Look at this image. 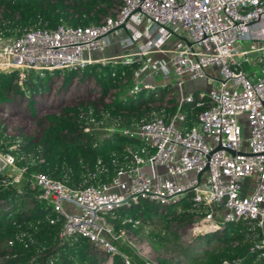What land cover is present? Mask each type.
Masks as SVG:
<instances>
[{"label":"built area","instance_id":"1","mask_svg":"<svg viewBox=\"0 0 264 264\" xmlns=\"http://www.w3.org/2000/svg\"><path fill=\"white\" fill-rule=\"evenodd\" d=\"M112 8L99 21L86 25L31 26L18 34H5L0 27V70H14L13 80L22 88L31 70L42 74L44 70L77 68L99 61L90 51L107 43L117 27L128 32L118 38L120 46L135 44L131 54L138 59L162 51L160 42L170 35L182 34L184 40L164 48L166 55L153 62L142 61L161 77L158 86L169 90L159 102L161 110L140 117L132 125L104 126L105 135L132 136L143 144L137 148L124 145L130 162L120 165L108 180L71 185L39 170L27 171V164L15 161L9 143L0 146L1 181L18 183L26 173L29 187L36 188L38 196L61 217L58 239L82 236L103 256L102 264H117L113 261L115 253L120 255L121 264H157L150 240L132 227H114L107 217L110 211L140 198L164 204L186 195L206 207L187 226L195 232L240 220L253 221L259 228V234L249 238V258H221L217 264H264V75H249L236 57L247 59L252 50H258L259 57L264 55V0H114ZM141 16L148 28L133 23ZM120 23L124 26H118ZM140 37L143 42H136ZM243 38L251 40L248 48L241 47ZM254 40L262 43L255 45ZM122 58L123 63L129 60L127 54ZM211 67L216 74L209 72ZM214 75L215 86L180 95L174 99L175 109L164 112L172 98L168 94H174L169 78H176L180 85L185 79H212ZM142 84L129 86L128 95L142 87H153L149 82ZM109 94L104 101L111 100ZM184 102H190L191 107L202 106L190 125H186L185 112L180 109ZM87 106V113L78 111L86 121L79 124L82 130L100 124ZM242 119L246 128L240 123ZM2 141L6 142L0 137ZM217 144L219 148H214ZM36 158L42 159L40 154ZM102 169L97 160L88 176L94 178ZM118 243L142 262L133 261Z\"/></svg>","mask_w":264,"mask_h":264},{"label":"trees","instance_id":"2","mask_svg":"<svg viewBox=\"0 0 264 264\" xmlns=\"http://www.w3.org/2000/svg\"><path fill=\"white\" fill-rule=\"evenodd\" d=\"M113 1L0 0V27L5 34H18L31 26L54 27L58 23H95L110 12ZM261 59L264 60V55ZM130 66V63L110 60L85 64L81 76L94 74L100 94L92 101L65 105L56 113L39 117V135L24 136L18 144L10 148L16 157L15 161L18 164H27V171L39 170L71 185L86 184L95 179L106 181L116 173L120 165L129 164L130 156L124 145L137 148L143 141L118 133L105 135L104 126L111 123L132 125L152 111L159 112L161 105L155 101L162 100L165 92V87L161 86H157L161 89L160 92H157V87H151L150 90L142 87L128 97L117 95L109 101H104L103 98L110 88L118 87L119 90L122 87V78L127 77ZM58 70L60 69L55 68L44 72ZM75 72L72 67L64 69L63 82L66 83ZM43 73L29 71L26 82L28 81L32 89L42 87ZM14 75V70H0V104L9 100L11 94L20 91L19 85L12 81ZM168 102L170 105L163 109L165 113L172 112L176 107L174 99L171 98ZM87 105L91 106V114L95 119H100V124L98 127L91 124L88 130H82L79 124H85L86 121L78 115V111L82 109L87 113ZM201 107H191L190 102L180 105V109L185 112L186 125L194 123L195 114ZM31 109L33 110L32 107ZM3 132L0 125V137L4 139ZM9 143L2 141L0 146ZM37 154H40L41 160H37ZM97 160H100L103 169L95 172L94 178H90L88 173L94 170ZM24 176L18 183H4L0 176V264H102L103 256L82 236L72 234L62 240L58 239L61 217L50 205L43 202L36 188L29 187ZM182 198L174 202H181ZM174 202L158 204L140 198L114 208L107 217L113 221L114 227L123 225L140 233H147L148 229L143 228V222L148 221L151 214H162L164 211V215L171 213L170 218L176 219V223L190 224L206 209L204 204L187 199L181 203L183 210L176 213L172 205ZM127 217H130V220H127ZM50 218L53 220L50 221ZM134 220H138L136 226L132 225ZM220 228L219 235H212L211 231L195 233V237L203 239L205 243L218 239L217 243L208 248L203 247L200 255L198 253L200 264H217L221 258L236 256L249 258L252 254L247 248L249 238L260 232L254 222L225 221ZM166 229L172 233L176 230L167 225ZM183 249L184 252L189 251V248ZM113 261L121 264L120 255L115 253ZM162 262L172 264L164 259Z\"/></svg>","mask_w":264,"mask_h":264},{"label":"rangeland","instance_id":"3","mask_svg":"<svg viewBox=\"0 0 264 264\" xmlns=\"http://www.w3.org/2000/svg\"><path fill=\"white\" fill-rule=\"evenodd\" d=\"M112 11L113 8L111 7L110 12ZM137 24L140 27H149L146 19L143 16L137 20ZM116 29L119 31V28ZM150 30L151 34H153L155 31L152 27ZM96 52H98L97 54L100 53V47L91 50L89 54L93 57ZM131 53V51H126V49H124V51H116L112 56H109V59L106 58L99 60L101 63H103L105 60H110L111 62L121 61L123 63L122 57L126 54L129 57V60L125 63L131 64L130 72L127 77L122 78L123 84L119 90L118 87H112L109 89L108 93H110L109 98L111 99L117 95L120 97H128L127 88L133 83H136L138 86L143 82H149L151 85H153V87L158 86L155 83L157 81V74H153L146 64L143 65L142 61L150 60V62H153V60L159 57L153 56V53H148L140 56V59H138L136 58L137 56ZM236 57L240 58L239 55H236ZM93 62L98 61H92L90 63ZM262 63H264V60ZM247 65L248 62L242 61L241 66L245 68ZM84 66L77 68L75 67V74H73L66 83L63 82L65 75L64 69H60L57 72H44V75H42L41 88L39 87L37 89H32L28 81L23 84L22 88L19 86L20 91L11 94L9 96V100H6L0 104V125L4 131L3 135H5L3 140L9 141L14 146L24 136H37L40 133V125L37 123V119L39 117L45 116L47 113H56L60 111V109L65 105L77 104L79 101L88 102L94 100L100 94V87L94 74H84L81 76ZM139 79H141V81H139ZM199 79L201 78L198 77L194 79H185L181 83L184 88L200 86L196 88L203 89L202 86L205 81L198 85V82L200 81ZM210 80V78L206 79L207 82ZM12 81L14 82V80ZM144 89L150 90L151 87H145ZM160 91L161 89L157 87V92ZM168 91L165 89L164 93L166 94ZM168 95L172 96V99H174V94ZM160 101L155 102L159 103ZM240 123L244 128H246V122L243 119L240 120ZM196 125L199 127L198 123ZM187 198L188 196L186 195L182 198L181 202L177 201L172 204L173 207H175L176 213H178L180 210H183L181 203L187 200ZM43 202L47 203L46 200H43ZM163 213L164 211L162 214H151L149 220L143 222V228H147L148 232H139L143 236H149L147 238L150 240L153 247V260L157 264H166L162 262V259L172 264H200L201 260L198 256V253L200 255V253H202L203 247L207 246L208 248V246L217 243L218 239H211L210 242L205 243L203 239L200 240V238H196L195 233L211 231L212 235H219L221 232L220 227H222V225L216 229H201V231L195 232L191 230V228L187 227L189 223H176V219L170 218L171 213L166 215ZM166 225L170 229L175 228V233L167 230ZM118 247L121 250L127 252L130 251L129 253L132 255L131 258L133 261H140V258L130 249H126L127 247L124 248L125 246L122 243H118ZM183 247L189 248L188 250L190 252L187 250H185L187 252H184ZM194 251L197 255H195ZM141 262L142 261H140V263Z\"/></svg>","mask_w":264,"mask_h":264},{"label":"crops","instance_id":"4","mask_svg":"<svg viewBox=\"0 0 264 264\" xmlns=\"http://www.w3.org/2000/svg\"><path fill=\"white\" fill-rule=\"evenodd\" d=\"M133 23L136 25L137 23H135V21H133ZM119 28V31H117L118 29H114L112 30V32L109 34V41L107 43H104L102 46H100V53L97 54L98 52H96V54L93 56L97 59H108L109 56H112L113 53H115L116 51H124V49H126V51H131L134 52L136 49L135 44H131V45H127V46H120L119 42H118V38L120 36L123 35H127L128 32L125 28L123 27H117ZM182 38H184V36L181 34L179 37L175 36V35H170L169 37H167L165 40L160 42L159 47L163 48L162 51H154L152 52L153 56L155 57H162L164 55L167 54V51H164L165 49H169L171 48L176 42H178L179 40H181ZM143 38L140 37L136 40V42H143ZM184 40V39H182ZM251 40L249 38H243L240 40V45L242 48H248L249 44H250ZM262 42L259 40H254V44L255 45H259ZM240 58H237L240 61V66L242 61H246L248 62V65L245 66V68L243 66H241V68L248 73L251 76H255L257 74H262L264 75V63H262L263 60H260L261 57H259L258 55V50H252L248 52L247 55V59H243V55H239ZM260 62V63H259ZM250 63V64H249ZM209 72L211 74L215 73V68L211 67L209 69ZM216 74V73H215ZM157 81L155 82L157 85L161 80V77H159L158 75L156 76ZM201 79H199L200 81L198 82V85H200L201 83L204 82L203 84V89H197L196 87H200V86H191L188 88H184L182 86V83L180 85H177L175 82L176 78H169L168 81L169 83L172 85V89L174 91V99H177L180 95L186 94L188 92H193V91H197V90H203L206 91L207 89H209L210 87H213L217 84V77L216 75L213 76V78L210 81H206L207 78H209L208 76H202L199 77ZM202 80V81H201ZM197 89V90H195Z\"/></svg>","mask_w":264,"mask_h":264},{"label":"water","instance_id":"5","mask_svg":"<svg viewBox=\"0 0 264 264\" xmlns=\"http://www.w3.org/2000/svg\"><path fill=\"white\" fill-rule=\"evenodd\" d=\"M118 26H124V24L123 23H120ZM185 38V37H184ZM214 148H219V144H217ZM230 151H233V150H231V149H229ZM206 167V165L204 166V168ZM200 172H201V170H199L198 172H197V176H199V174H200Z\"/></svg>","mask_w":264,"mask_h":264}]
</instances>
